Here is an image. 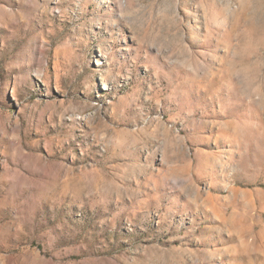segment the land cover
<instances>
[{
	"label": "rangeland",
	"instance_id": "rangeland-1",
	"mask_svg": "<svg viewBox=\"0 0 264 264\" xmlns=\"http://www.w3.org/2000/svg\"><path fill=\"white\" fill-rule=\"evenodd\" d=\"M0 264H264V0H0Z\"/></svg>",
	"mask_w": 264,
	"mask_h": 264
}]
</instances>
